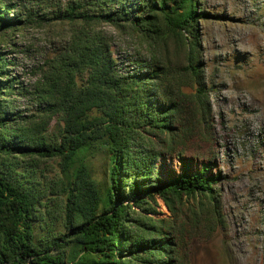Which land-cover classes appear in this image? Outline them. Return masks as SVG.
<instances>
[{"label": "trees", "instance_id": "1", "mask_svg": "<svg viewBox=\"0 0 264 264\" xmlns=\"http://www.w3.org/2000/svg\"><path fill=\"white\" fill-rule=\"evenodd\" d=\"M56 18L67 42L40 68L38 90L43 123L60 122L56 143L8 112L17 90L0 51V264H188V241L222 225L220 175L201 148L216 143L197 29L222 17L199 0H70ZM33 21L0 0V48ZM102 26L134 38L148 59L124 73ZM100 157L102 180L90 167ZM40 158L59 160L55 188H42ZM53 196L61 231L38 238ZM156 199L169 216L157 217Z\"/></svg>", "mask_w": 264, "mask_h": 264}, {"label": "rangeland", "instance_id": "2", "mask_svg": "<svg viewBox=\"0 0 264 264\" xmlns=\"http://www.w3.org/2000/svg\"><path fill=\"white\" fill-rule=\"evenodd\" d=\"M70 0H12L23 18L21 29L7 34L0 48L13 79L7 98L8 112L38 129L48 143H56L60 122L43 123L44 104L38 94L40 68L65 45L67 24L56 18L58 8ZM200 7L221 19L198 23L199 62L210 106L209 123L216 145L212 150L220 175L216 186L222 225L210 239L188 241V264H264V0H199ZM111 36L118 67L131 74L148 52L134 38L102 26ZM176 63L182 64V55ZM36 174L44 190L55 188L61 177L57 158H40ZM91 170L103 179V159L91 161ZM41 176V177H40ZM43 199L42 220L35 234L61 231L60 201ZM158 218L169 216L160 199L154 206ZM42 226V229H41Z\"/></svg>", "mask_w": 264, "mask_h": 264}]
</instances>
